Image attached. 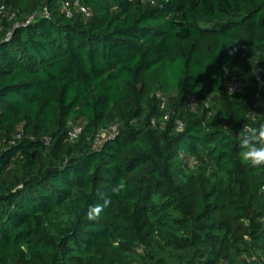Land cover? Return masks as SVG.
<instances>
[{"label":"trees","instance_id":"trees-1","mask_svg":"<svg viewBox=\"0 0 264 264\" xmlns=\"http://www.w3.org/2000/svg\"><path fill=\"white\" fill-rule=\"evenodd\" d=\"M63 1L0 0V264H264V0Z\"/></svg>","mask_w":264,"mask_h":264},{"label":"built area","instance_id":"built-area-1","mask_svg":"<svg viewBox=\"0 0 264 264\" xmlns=\"http://www.w3.org/2000/svg\"><path fill=\"white\" fill-rule=\"evenodd\" d=\"M75 6L77 7L82 13L85 15H88V11L80 6L78 2L73 1L70 2L69 0H64L62 2V9L65 11L66 15H70V6ZM6 12L4 11L3 7L0 6V15H6ZM44 13H46L44 11ZM10 15L8 16L9 19H11L14 15V13H9ZM29 21V20H28ZM26 21V23L28 22ZM225 89L228 93L233 94V95H240L243 94L244 92V84L242 81H240L235 75L230 74L225 85ZM188 105L193 106L195 105V100L192 96L188 97ZM253 107L255 109H264V97L259 93L256 92L254 94V100H253ZM177 126L181 127V123L177 122ZM116 128L114 126L110 127L107 130H103L100 134L97 135L94 139L95 145H99L102 140H104L109 134L114 133ZM80 132V126H77L76 123L71 122L70 123V130L68 132L69 138L71 140L77 138L78 133Z\"/></svg>","mask_w":264,"mask_h":264},{"label":"clouds","instance_id":"clouds-1","mask_svg":"<svg viewBox=\"0 0 264 264\" xmlns=\"http://www.w3.org/2000/svg\"><path fill=\"white\" fill-rule=\"evenodd\" d=\"M253 129L250 133H242L241 145L244 151L241 153V160L252 166L264 165V125L259 129Z\"/></svg>","mask_w":264,"mask_h":264},{"label":"rangeland","instance_id":"rangeland-1","mask_svg":"<svg viewBox=\"0 0 264 264\" xmlns=\"http://www.w3.org/2000/svg\"><path fill=\"white\" fill-rule=\"evenodd\" d=\"M5 12H6L5 16L8 17L10 15L9 14L10 12L9 11L8 12L5 11ZM8 19H9V17H8ZM80 124L81 123L79 121L76 123L77 126H80ZM236 264H263V263L259 262L257 258H253V261L250 262V260L247 257L243 256V257L240 258L239 262L236 263Z\"/></svg>","mask_w":264,"mask_h":264}]
</instances>
